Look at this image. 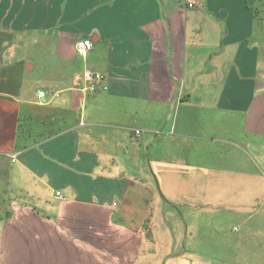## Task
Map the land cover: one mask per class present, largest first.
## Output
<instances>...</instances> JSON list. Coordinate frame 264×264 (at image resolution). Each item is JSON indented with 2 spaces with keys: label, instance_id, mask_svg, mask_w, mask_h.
<instances>
[{
  "label": "crops",
  "instance_id": "crops-1",
  "mask_svg": "<svg viewBox=\"0 0 264 264\" xmlns=\"http://www.w3.org/2000/svg\"><path fill=\"white\" fill-rule=\"evenodd\" d=\"M262 25L246 0H0V264H247Z\"/></svg>",
  "mask_w": 264,
  "mask_h": 264
},
{
  "label": "built area",
  "instance_id": "built-area-1",
  "mask_svg": "<svg viewBox=\"0 0 264 264\" xmlns=\"http://www.w3.org/2000/svg\"><path fill=\"white\" fill-rule=\"evenodd\" d=\"M183 5L187 8L194 7L197 4V0H181ZM92 40L90 38H81L74 42V50L77 55L85 58L88 52L92 49ZM78 80L83 82V89L88 92H95L98 87L105 90L106 85H101L104 76L100 72H94L91 70H83L77 74ZM45 93L43 91H38L39 96H43ZM139 133V130L135 132ZM60 193L57 192V195Z\"/></svg>",
  "mask_w": 264,
  "mask_h": 264
},
{
  "label": "rangeland",
  "instance_id": "rangeland-1",
  "mask_svg": "<svg viewBox=\"0 0 264 264\" xmlns=\"http://www.w3.org/2000/svg\"><path fill=\"white\" fill-rule=\"evenodd\" d=\"M257 3H258L257 5L260 7L261 10V16L259 17L261 21H258V23L260 22L263 23L261 28V32H262L261 35L262 37H264V0H258ZM250 243L252 248L258 250V252L240 253L237 254L234 258L239 259L240 261L245 262L247 264H255L256 262H259V264H264V233H260V234L257 233V236L252 237Z\"/></svg>",
  "mask_w": 264,
  "mask_h": 264
},
{
  "label": "trees",
  "instance_id": "trees-1",
  "mask_svg": "<svg viewBox=\"0 0 264 264\" xmlns=\"http://www.w3.org/2000/svg\"><path fill=\"white\" fill-rule=\"evenodd\" d=\"M258 0H246L247 7H250L253 11V17L256 21H261L259 17L261 16L260 7L257 5Z\"/></svg>",
  "mask_w": 264,
  "mask_h": 264
}]
</instances>
